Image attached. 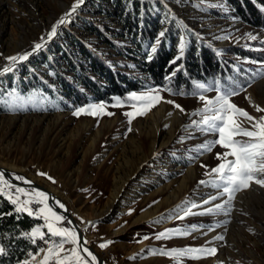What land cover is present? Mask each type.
Returning a JSON list of instances; mask_svg holds the SVG:
<instances>
[{
	"label": "rangeland",
	"instance_id": "rangeland-1",
	"mask_svg": "<svg viewBox=\"0 0 264 264\" xmlns=\"http://www.w3.org/2000/svg\"><path fill=\"white\" fill-rule=\"evenodd\" d=\"M74 2L0 0V68L8 63L6 57L30 51L34 43L41 42L40 38L46 37ZM166 4L182 26L185 40L189 41V33H193L215 47H242L259 54L261 62L241 58L247 68L256 69L246 91L231 100L253 117L264 115L255 107L264 108V76L258 75L264 73V29L246 24L227 0H166ZM88 20L105 28L122 29L111 0H84L71 22L61 26L59 35L44 49L21 63L18 71L0 75V166L22 173V177H29L62 198L81 221L86 239L108 264H264V187L251 182L247 189L236 193L230 215L176 218L183 215L181 209L214 194L215 190L199 181L208 179L205 172L220 162L216 153L227 151L216 146L212 152L197 156L194 150L215 138L191 128L186 130L191 120L199 119L189 114L203 102L196 97L161 93L164 100L129 124L124 113L131 108L113 107L114 101L105 102L106 111L112 115L75 116V110H58L57 101L47 93L28 89L31 73L48 81L53 79L54 72L43 61L46 57L61 60L59 47L68 33L99 53L114 55L86 29ZM247 33H258L259 37L252 41ZM225 35L229 39H216ZM151 86L155 85L150 83L146 88ZM207 95L212 98L216 93ZM168 99L180 104L185 112L166 103ZM155 127L159 128L157 135ZM244 127H248L246 121ZM10 190L15 192L14 188L0 187L6 198ZM29 198L20 196L21 200ZM222 199L204 207L222 203ZM30 207L35 210L39 206ZM85 219L92 221L82 224ZM60 224L71 227L67 221ZM192 225L202 227L188 236L155 239L160 232L185 230ZM145 236L149 238L143 239ZM216 236L223 239L215 240ZM107 241L112 243L99 247ZM185 247H215L217 251L210 256L197 254L196 258L149 252Z\"/></svg>",
	"mask_w": 264,
	"mask_h": 264
},
{
	"label": "trees",
	"instance_id": "trees-1",
	"mask_svg": "<svg viewBox=\"0 0 264 264\" xmlns=\"http://www.w3.org/2000/svg\"><path fill=\"white\" fill-rule=\"evenodd\" d=\"M227 1L246 24L264 29V0ZM111 3L122 29L105 28L90 20L86 22V29L114 55L99 53L77 35L68 33L59 47L61 60L46 57L43 61L54 72L53 79L48 81L29 71L28 89L50 95L57 101L58 110H76L90 102H112L113 97H125L150 83L166 84L165 76L176 64H182L183 68L172 80L170 86L174 90L187 91L193 88V81L206 82L214 78L228 84L235 81L246 87L252 81L256 66L247 68L241 58L262 61L259 54L251 50L215 47L197 34L189 33L183 58L169 67V62L179 54L181 37L185 33L168 7L153 0H111ZM161 31H165V37L155 45ZM153 45L157 47L155 53L151 52ZM148 56L152 57L150 61ZM15 208L16 205L0 193V245L6 249V254L0 255V264L29 261L28 253L35 254L37 246H44L41 240L33 245L25 236L26 233L30 236L41 220L26 212L17 213Z\"/></svg>",
	"mask_w": 264,
	"mask_h": 264
},
{
	"label": "snow or ice",
	"instance_id": "snow-or-ice-1",
	"mask_svg": "<svg viewBox=\"0 0 264 264\" xmlns=\"http://www.w3.org/2000/svg\"><path fill=\"white\" fill-rule=\"evenodd\" d=\"M158 2L164 3L165 6H167L166 0H158ZM83 3L84 0H75L70 11L62 15L51 26L46 37L42 36L40 38L41 42L34 43L30 51L6 57L5 59L8 63L0 68V75L18 71L21 63L27 61L29 57L44 49L48 42L52 41L59 35V29L61 26H66L71 22L73 14L76 13L77 9ZM246 35L248 39L252 41L257 40L259 37L258 33H247ZM163 37H165V31L159 33L155 45H159L161 43L160 38ZM216 39H229V36L225 35L223 37H216ZM155 45L151 46L152 53L157 51ZM185 46L186 40L184 37H181L179 54L169 62V67L183 58ZM151 59L152 57L148 56V60L150 61ZM251 62L255 63L256 61ZM182 68V64H176V67L172 72L165 76V80L168 82L166 84L147 87L140 91H131L125 97H113L114 103L111 106L130 107L131 110L124 113V115L129 118L128 122L130 124L133 119L145 115L147 110H150L164 100V96H162L161 93H168L173 96L196 97L198 101L203 102L202 107L189 114L191 116L199 117V119L191 120L190 125L186 126V130L191 128L193 132L212 135L215 138L206 140L194 150L196 151L197 156L212 152L216 146H220L227 151L216 153V159L220 162L215 167H212L210 171L205 172V175L209 177L208 179L199 181V184L215 190L214 194L210 193L209 196L203 199L199 204L192 203L189 207L181 209L183 215H177L176 218L183 219L188 215H230L236 193L247 189L251 182L264 187V115H261L259 118L253 117L247 111L239 108L232 102V97L239 95L242 91H246L245 87L239 85L235 81L231 84L222 83L218 78L206 82L193 81V88L190 90H174L170 85L177 72L181 71ZM258 75L264 76V73H259ZM248 86H250V83ZM210 92H215L216 95L209 98L207 94ZM165 102L174 105V107L179 109L182 113L185 112L181 105L175 103L174 100L168 99ZM107 107L108 105L105 102H90L87 105L77 107L73 114L75 116L87 114L93 117L112 115V113L106 111ZM255 107L257 112H264V108H261L259 105H256ZM245 121L248 123V127H244ZM128 131H131V129L129 128ZM189 135L191 137V133ZM237 136H244L248 139L239 140L236 139ZM229 157H231V159H229ZM201 167L207 168L206 165H201ZM38 175L46 176L47 174L38 173ZM13 178L17 181H22L26 185H31L32 181L14 174H9V177L6 179L4 170H0V185H3L8 189H15V197L13 198L11 194L9 195L11 203L16 205L15 211L17 213L26 212L29 216H33L36 219H41L43 221L42 225L32 230L30 236L27 233L25 234V236H28L31 240L33 245H36L37 236L43 244L48 245L47 250L42 246H37L38 251L35 254L29 252L28 256L32 260H35L36 256L40 253H45L40 264H49L50 261H54L55 264H99L96 255H94L87 247L90 241L86 238H82L75 227L56 226L62 221H67L68 225H72V221L69 220L66 215L58 214L57 211L53 210L54 207L58 205L59 209H63L64 212H67L68 209L65 208V205L55 199H52V203L50 204L49 200L51 198L49 194L43 190L34 187L25 189L13 185L11 183ZM48 179L51 180L52 178L48 177ZM21 194L27 195L30 198L21 200ZM224 197H226V199H222ZM221 199L222 203H215L210 207H204L205 205L212 204L213 201ZM32 204L38 205L39 207L34 210L30 207ZM197 208L202 210L194 212L193 209ZM11 214L12 213H8V215ZM44 227L47 229V234L44 231H41ZM200 227L202 226L192 225L185 230L168 229L164 232L155 234V239L161 240L170 239L173 236H188L192 231L199 230ZM212 230L214 229L209 228V231ZM203 234L207 235V232ZM148 238V236L143 237V239ZM214 239L222 240L223 236H216ZM111 243L112 241L100 243L99 247L103 249ZM209 243H211V241H209ZM69 244L73 245V247L66 249L65 245ZM216 251L217 249L215 247H185L183 249H171L167 251L164 248L149 250L153 255L161 254L169 257L190 258H196L197 254L200 256L214 255ZM64 252H69L70 255L62 257L61 253ZM82 253L86 254V256ZM5 254L6 249L0 245V255ZM17 264H28V260L23 262L18 261Z\"/></svg>",
	"mask_w": 264,
	"mask_h": 264
},
{
	"label": "water",
	"instance_id": "water-1",
	"mask_svg": "<svg viewBox=\"0 0 264 264\" xmlns=\"http://www.w3.org/2000/svg\"><path fill=\"white\" fill-rule=\"evenodd\" d=\"M0 170H4V173H5V178L7 179L9 177V174H14V175H19V176H23L22 173L20 172H14L8 168H5V167H2L0 166ZM25 179L29 180V181H32V184L31 185H26L24 184L22 181H17L15 180L14 178L11 180V183L13 185H16V186H20V187H23V188H29V187H34V188H37L39 190H43L45 191L46 193L49 194L50 196V200H49V203L51 204L52 203V199H55V200H59L61 203H63L65 205V202L62 198L58 197L53 191H51L49 188L45 187V186H42L41 184L33 181L32 179H30L29 177H26L25 176ZM65 208L68 209L67 212H64L63 209H59L58 205L54 207V211H57L58 214H63V215H66L68 217L69 220L72 221V225L71 227H75L78 234L82 237V238H86L85 237V233H84V230H83V227L80 225V223L78 222V220L75 218V216L72 214V212L69 210V208L65 205ZM87 247L89 248L90 251L93 252L94 255H96L97 257V260L99 262V264H105V260L104 258L97 252V250L89 243L87 245Z\"/></svg>",
	"mask_w": 264,
	"mask_h": 264
},
{
	"label": "crops",
	"instance_id": "crops-1",
	"mask_svg": "<svg viewBox=\"0 0 264 264\" xmlns=\"http://www.w3.org/2000/svg\"><path fill=\"white\" fill-rule=\"evenodd\" d=\"M72 210V209H71ZM73 212H74V210H72ZM76 214V213H75ZM77 220H78V218H77ZM79 221V220H78ZM89 221H92V220H89V219H85V221L82 223V224H86L87 222H89ZM81 221H79V223H80ZM61 223V222H60ZM57 224L56 226L57 227H62V225L61 224ZM93 223V222H92ZM43 224V221L41 220V223L38 225V226H36V228L37 227H39L40 225H42ZM81 224V223H80ZM93 225V224H92ZM83 226V225H82ZM41 231H44L46 234H47V229H46V227H44V228H42L41 229ZM46 238H47V236H46ZM108 238V237H107ZM58 239V238H57ZM36 240H40L39 239V237L37 236V238H36ZM104 240V239H103ZM44 248H45V250H47V247H48V245H45L44 244V246H43ZM73 247V245H65V248L66 249H70V248H72ZM45 255V253H40L38 256H36V259L35 260H32V259H30L29 261H28V264H40V261L42 260V258H43V256ZM68 255H70V253L69 252H64V253H61V256L63 257V256H68ZM105 264H108L107 263V261H106V259H105Z\"/></svg>",
	"mask_w": 264,
	"mask_h": 264
},
{
	"label": "bare ground",
	"instance_id": "bare-ground-1",
	"mask_svg": "<svg viewBox=\"0 0 264 264\" xmlns=\"http://www.w3.org/2000/svg\"><path fill=\"white\" fill-rule=\"evenodd\" d=\"M161 112L162 111H164V108L163 109H161L160 110ZM159 129V128H158ZM158 129L155 127V133H156V135H157V132H158ZM190 132H192L191 130H190ZM157 143V142H156ZM155 145V144H154ZM155 150H157V149H155ZM11 170V169H10ZM13 171V170H12ZM16 172V171H15ZM3 195L5 196V194L3 193ZM6 197V196H5Z\"/></svg>",
	"mask_w": 264,
	"mask_h": 264
},
{
	"label": "built area",
	"instance_id": "built-area-1",
	"mask_svg": "<svg viewBox=\"0 0 264 264\" xmlns=\"http://www.w3.org/2000/svg\"><path fill=\"white\" fill-rule=\"evenodd\" d=\"M0 187H2L3 188V186L2 185H0ZM10 193H11V195H16V193L14 192V191H12V190H10ZM24 199V198H23Z\"/></svg>",
	"mask_w": 264,
	"mask_h": 264
}]
</instances>
